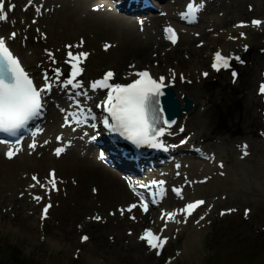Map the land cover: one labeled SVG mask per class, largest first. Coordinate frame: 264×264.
Here are the masks:
<instances>
[{"label":"rangeland","instance_id":"rangeland-1","mask_svg":"<svg viewBox=\"0 0 264 264\" xmlns=\"http://www.w3.org/2000/svg\"><path fill=\"white\" fill-rule=\"evenodd\" d=\"M247 3L255 4L253 13L247 11ZM253 15L264 18V3L258 4L252 0H216L210 5L197 29L204 31V28H213V32H217L223 28L221 24ZM195 41L174 48L172 56L168 55V61L163 63L153 60L151 50L147 59H144L149 60V63L136 67L151 65L162 72H168V69L174 67L194 74L207 66V47L196 48L199 62H195L193 55L187 52L194 47ZM212 41L219 43V39ZM248 42L251 50L247 57L251 64L240 68L238 81L230 83L227 73L202 80L199 71L197 77L202 81L191 87L195 91L190 96L197 102L203 100L207 104L205 113H200L198 109L193 113V128L198 133L207 132L213 151L218 157L228 160V173L224 178L226 181L213 185L211 189H197L193 195L210 200L217 198L216 209L249 207L251 218L241 220L240 211L226 215L224 219H220L215 213L210 218L212 225L196 232L189 242L187 240L190 238H186L185 230L180 244L171 245L168 249L170 254L175 247L182 250L180 259L174 264H264V121L257 111L261 106L260 101L254 96L258 72L264 66V55L258 51L260 47H264V33L255 32ZM176 51L180 55L175 56ZM188 55L191 58L188 59ZM155 62L157 66L154 65ZM241 140L248 143L250 154L247 159L250 161L233 162L232 159H236L239 154L235 144H239ZM4 194L5 197L0 195V264H164L163 259L155 260L153 255H147L143 246L139 245L137 234L144 224L127 225V218L114 211V204L104 208V216L112 222H105L102 226L110 224L109 227L113 229L120 227L122 233L128 232L127 230L132 232L131 235L123 236L120 243L124 245V249L118 252L109 247L116 242L117 231L114 230L106 231L100 238L101 242L91 238L86 244L79 243L80 233L76 230L82 225L80 222L83 215L90 218L89 213L76 214L71 204L60 209L64 207L62 205L58 208L62 212L66 210L72 216L70 220L62 223L61 211H53L51 219L41 229L37 213L31 214L32 209L24 208V201L16 200V196L9 195V191ZM213 195L215 196L212 197ZM8 196L15 202L5 200ZM110 209H113L110 213L115 214L113 217L108 215ZM25 216L28 218L25 219ZM55 230H58V234H54ZM83 231L92 237L89 228ZM133 243L139 246L136 248ZM75 253L79 256L77 260L73 257Z\"/></svg>","mask_w":264,"mask_h":264},{"label":"bare ground","instance_id":"bare-ground-1","mask_svg":"<svg viewBox=\"0 0 264 264\" xmlns=\"http://www.w3.org/2000/svg\"><path fill=\"white\" fill-rule=\"evenodd\" d=\"M257 1L260 4H263V0ZM54 2L60 3V7L49 5V9L46 11L48 14L40 19L37 29H33L26 24L23 25L24 29L31 33L26 39V44L28 45L26 52L20 50L24 56L25 63L28 65L34 63L40 65L38 58L40 54L51 53L56 61L54 65L61 62L62 65L67 66L65 63L67 59V55H65L66 48L64 46L66 42L64 41L77 43L79 41V35L84 37L87 48L90 49V73H93L98 65L109 63L116 67V70L118 71L117 77H119L121 73H124V71L128 69L127 64L125 63L127 60H133L132 62L135 61L139 65L145 62L144 59L147 57L152 45L147 39L142 38L141 35L136 32L135 27L131 22L121 19L119 20V18L105 17L99 12L92 13L88 11L86 15L83 0L50 1V3ZM40 31H44L45 35H39ZM88 32L91 33L92 37L88 36ZM101 38H107L110 40L114 39L116 47L110 49L108 52H100L98 43ZM159 48L160 47L158 46L157 49ZM190 50L191 53H193L195 62H199L198 50L195 48H191ZM179 71L182 70L179 69L178 72ZM153 73L164 74L163 72L158 71L157 68L153 70ZM172 73L178 74L175 69H172ZM177 88L181 89L182 92L186 91L190 94L188 88L181 84H178L175 87L176 92ZM186 96L188 95L186 94ZM77 152L78 151H74L65 159H52L54 161H59L57 164L62 169H56V173L59 176L64 177L71 174V172L76 174L72 179V184L79 187V189H76V193L73 194L72 200L74 204L77 205V211L89 210L91 212H98L102 209L103 205L118 204L119 202H124L126 200L130 201L132 199L123 183L120 184L115 177L109 175L104 168L99 167L96 163L92 162L94 160H84L79 157ZM32 159L36 162V169L43 170V166L47 165L45 158L42 156L40 158L34 157ZM29 161L28 158H24L15 164L11 162L7 169H0V189L2 190L6 188L7 191H9L8 189H11L13 185L21 183L26 185V183H28L27 175H29V172L27 174V172L20 173V171L29 167L35 168L34 164H29ZM46 171L47 169L36 174L42 179ZM224 181H226V179L214 178L212 181H209L206 186L211 189L213 185L221 184ZM83 187H90V189L96 187V193L99 197L100 205H90V195L85 192ZM68 188L70 191L75 190L71 188V186H68ZM197 188L203 187L198 186ZM1 193H4V191H1ZM63 202H67V199H63ZM56 211L59 212V210ZM60 216L62 223H64V221L67 223L72 217L66 212V210L65 212H61ZM24 218L26 219L28 217L25 216ZM146 219V214L141 215V220L145 221ZM98 227L99 226L96 224L86 225V228H89L91 231L92 238L96 239L97 242H101L100 238L106 231H117L115 235L116 242L114 245H109V247L113 248L114 252L124 249V245L120 243L124 236L120 227H116L115 229L111 227L100 229ZM54 234H58V230H55ZM133 246L137 248L139 245L133 243ZM116 254L117 253H115V255Z\"/></svg>","mask_w":264,"mask_h":264},{"label":"snow or ice","instance_id":"snow-or-ice-1","mask_svg":"<svg viewBox=\"0 0 264 264\" xmlns=\"http://www.w3.org/2000/svg\"><path fill=\"white\" fill-rule=\"evenodd\" d=\"M7 18L5 3L3 0H0V21H4ZM253 24L259 25L260 21H253ZM15 35V33H12V38ZM170 38L173 43L176 42L174 33ZM67 47L71 48L72 46L69 45ZM107 47L108 45H105V48ZM49 56L52 58L51 53H49ZM87 57V52L74 54L72 51H69L65 61V63L70 65L69 78L61 81L60 77L63 73L59 68H55L53 69L55 80L64 87L71 86L74 89H80L82 84L77 78L83 73L81 64ZM235 59L238 60L239 57ZM52 60L53 63L56 62L54 58ZM212 67L217 71L221 68H228L229 59L221 56L217 52ZM235 75L233 73V76ZM113 77L114 73L109 71L102 79L94 81L90 85L93 90H108L107 98L104 102V109L108 113L111 123H109L108 118H105L103 123L112 131L118 132L120 135L125 136L128 140L138 145L147 144L153 148L165 147L158 140L159 137L165 135L166 129L164 127H158L160 123L158 113L162 109L157 107L159 104V96L162 95L161 88L163 87L164 78L161 77L158 82L156 79H153L148 71H139L135 73L136 78L131 83L114 84L111 83ZM44 81L43 88H38L29 74L21 66V62L6 47L5 39L0 38V131L13 132L41 114L43 95L52 88V83L49 82L50 78L47 73L44 74ZM260 92L264 94V85L260 87ZM163 123L168 124L169 122L165 120ZM62 151L63 149H57L56 155L59 156ZM6 155L8 158H12L15 152L8 151ZM50 176L49 184L52 190H56L55 173H50ZM32 179L37 180V177L33 176ZM37 183L40 184V187H45L38 180ZM176 192L177 195L180 194L178 189ZM34 199L39 201L42 197L36 196ZM204 203L202 200L188 203L181 209V213L185 216H191ZM50 207H52L51 204L43 207L42 219L47 217ZM136 207V204H132L127 211L131 212ZM141 207L145 213L148 212L147 203H143ZM123 214L124 211L121 210V215ZM166 215L169 220H174L177 213L170 212ZM132 218L135 219V217ZM161 218L163 219L164 217L162 216ZM95 219L99 220L100 217L97 216ZM166 226L167 224H165ZM82 239L86 241L88 237L84 236ZM140 239L145 241L150 248L156 249L157 255L160 254L159 250L163 249L167 242L166 238H162L159 234L153 233L151 230H146Z\"/></svg>","mask_w":264,"mask_h":264}]
</instances>
